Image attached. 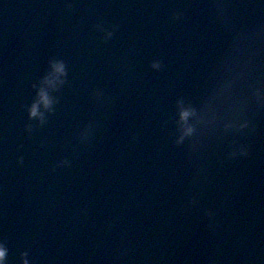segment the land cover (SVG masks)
I'll return each instance as SVG.
<instances>
[{
	"label": "clouds",
	"instance_id": "clouds-1",
	"mask_svg": "<svg viewBox=\"0 0 264 264\" xmlns=\"http://www.w3.org/2000/svg\"><path fill=\"white\" fill-rule=\"evenodd\" d=\"M109 35H111L110 32ZM159 66V61L154 60L153 67L158 68ZM66 73V65L62 59H53L51 61V71L41 80L38 86L37 99L28 108L30 117H39L43 121L45 119V113L42 111V107L49 111L53 110L56 98L51 94L50 89L58 88L63 84ZM178 103L180 104L179 116L182 122V135L180 137L182 141L186 136L194 134L197 131V126L191 121V118L196 115L198 109L192 105H185L183 100ZM247 125V120L234 119L229 121L225 126L228 128L242 129L247 127ZM241 150L245 151L243 148ZM21 256L23 264H32V261L28 258L29 254L27 251L22 252ZM0 264H8V247L3 240H0Z\"/></svg>",
	"mask_w": 264,
	"mask_h": 264
}]
</instances>
